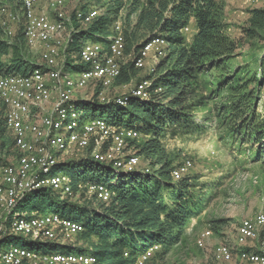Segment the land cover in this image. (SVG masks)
<instances>
[{
  "label": "trees",
  "instance_id": "trees-1",
  "mask_svg": "<svg viewBox=\"0 0 264 264\" xmlns=\"http://www.w3.org/2000/svg\"><path fill=\"white\" fill-rule=\"evenodd\" d=\"M17 3L23 10L22 1ZM102 8L89 21H78L77 13L73 14L78 22L73 42L77 37L79 41L75 49L73 42L66 47L65 64L70 71L87 68L81 54L84 44L108 45L116 22L122 26L127 58L115 84L128 83L142 69L136 62L148 43L156 38L167 41L165 55L159 58L154 74L147 77L151 80L148 99L130 96L128 106L103 103L98 101L97 91L91 99L77 101L84 119L103 118L110 124L140 131L144 140L130 141L129 147L148 162L149 171L116 173L92 157L82 159L79 162L83 165L70 175L75 192L79 182L105 183L113 191L108 202L89 198L85 191L64 196L43 188L24 205L28 213L56 212L80 221L84 231L73 236L76 241L39 243L28 236L11 234L0 245L16 244L63 254L89 253L96 256L98 264H134L139 255L157 245L148 264L156 258L165 259L184 242L192 220L202 212L206 195L197 177L188 174L173 178L180 155L166 147L169 134L177 137L206 132L209 127L201 124L197 113L220 100L207 120L217 119L226 128L227 137L249 146L252 162L264 165V115L258 114L256 100L264 87V52L257 60L258 68L236 63L242 44L225 32L222 0H105ZM250 12L244 34L258 38L264 31V7ZM191 26L195 31L189 38L185 29ZM25 46V17L11 34L0 17V68L22 74L44 68L45 63L28 58ZM7 112V105L0 101V160L17 153ZM222 222L225 220L215 219L210 225L217 232Z\"/></svg>",
  "mask_w": 264,
  "mask_h": 264
},
{
  "label": "built area",
  "instance_id": "built-area-1",
  "mask_svg": "<svg viewBox=\"0 0 264 264\" xmlns=\"http://www.w3.org/2000/svg\"><path fill=\"white\" fill-rule=\"evenodd\" d=\"M26 21L28 43L42 52L44 68H34L22 74L0 68V101L8 107L7 120L15 139L16 155L0 160V242L11 234L28 236L39 243L71 239L84 231L80 221L64 217L56 212L28 213L20 209L27 194L43 188H52L62 195H78L85 191L91 198L108 202L113 191L108 184L79 182L77 192L72 178L56 171L67 163L63 157L76 149L84 153V159L111 166L118 172H148L140 169L141 157L129 147L130 141H139L143 134L119 124H110L103 118L84 119L73 94L94 81L100 84L99 102H116L128 106L130 96L146 100L150 97L151 80L145 78L136 83L126 94L107 96L121 73L126 60L125 39L120 22H116L109 36V44L87 42L82 48V60L87 68L80 72L66 70L61 61L62 39L57 34L64 30L66 16L63 11L69 0H21ZM51 11L55 17L51 16ZM96 10L77 11V18L86 21L97 16ZM3 25L18 21L19 15L0 5ZM190 31V27L185 29ZM11 34V31H9ZM167 41L156 38L148 43L136 65L144 68L147 58L157 59L165 55ZM156 67L151 68L155 72ZM80 99H91L80 98ZM193 161L186 159L173 170L174 179L188 175ZM264 230V211L241 221L234 243L216 245L213 257L225 264H264V249L259 245H246L258 239ZM211 229L198 238V245L205 248L213 235ZM249 244V243H248ZM250 247V249H246ZM139 255L134 264H146L150 253ZM98 264L95 255L89 253L63 254L41 252L27 246L0 245V264Z\"/></svg>",
  "mask_w": 264,
  "mask_h": 264
},
{
  "label": "rangeland",
  "instance_id": "rangeland-1",
  "mask_svg": "<svg viewBox=\"0 0 264 264\" xmlns=\"http://www.w3.org/2000/svg\"><path fill=\"white\" fill-rule=\"evenodd\" d=\"M105 0H69L64 6L63 11L66 16L64 30L57 34L62 39L61 61L65 62L66 47H68L78 32L76 22L73 20V14L81 10L87 13L89 10H96L98 13L103 11ZM225 4V21L227 23L226 33L232 39L241 42L239 55L236 63L244 65L248 63L251 68H258V58L264 52V31L258 38H248L244 34V27L249 26L252 9L263 8L264 0H222ZM18 0H0V5L6 6L10 11L19 15L18 21H9L8 31L14 33L19 24L24 20L23 10L17 3ZM18 5V6H17ZM51 16L55 17L51 11ZM80 21V20H78ZM195 28L191 26L188 33L189 38L194 33ZM79 37L72 44V49L78 46ZM28 58L38 64L44 63L42 52L39 48L32 47L29 43L25 46ZM159 59L154 54H150L144 68L137 71V74L131 78L128 83L114 84L107 89L105 95L116 96L123 95L130 91L133 86L140 80L154 74L151 72L152 67L157 68ZM66 70H69L66 68ZM70 71V70H69ZM102 90L98 82H90L85 88H82L73 94L75 99L90 98ZM258 114L264 115V87L257 94ZM221 101L212 102L206 108L198 111L197 119L202 121L201 124L208 125L204 133L195 132L185 136L173 137L170 134L165 139L166 147L169 150L179 153V162L186 159L193 161V167L189 173L197 177L199 183L203 186L206 194L202 200L203 208L199 214V220L195 226L188 230L183 243L174 247L165 259H153L148 264H225L216 261L213 257V249L216 245L223 243H234L237 229L246 217H254L256 214L264 211V165L260 162H252L251 151L247 144L232 140L226 136V128L219 124L214 118L207 120L209 114L215 106ZM83 106V104H81ZM204 121V122H203ZM142 136L139 141H143ZM86 153V152H85ZM83 151L71 149L69 154L63 159L67 163L65 166L58 167L56 171L63 175L70 176L71 172L83 165L79 162L86 155ZM140 169L148 167V162L141 157ZM34 192L27 194L21 202L20 209H23L28 198L32 197ZM77 198V197H75ZM75 198H73L75 200ZM215 219H224L225 222L220 224L216 232L212 229L210 221ZM211 229L213 235L208 238L205 248L199 247L197 241L200 235ZM76 241L71 238L69 241ZM79 240V239H78ZM68 241V240H64ZM249 243V244H248ZM246 245H259L264 249V230L258 239L249 241ZM28 247V246H27ZM40 264V263H37Z\"/></svg>",
  "mask_w": 264,
  "mask_h": 264
},
{
  "label": "crops",
  "instance_id": "crops-1",
  "mask_svg": "<svg viewBox=\"0 0 264 264\" xmlns=\"http://www.w3.org/2000/svg\"><path fill=\"white\" fill-rule=\"evenodd\" d=\"M197 220H199V216H197L196 218H194V219L192 220V222H191V227H190L189 229H191V228H193V227L195 226V224L197 223Z\"/></svg>",
  "mask_w": 264,
  "mask_h": 264
}]
</instances>
